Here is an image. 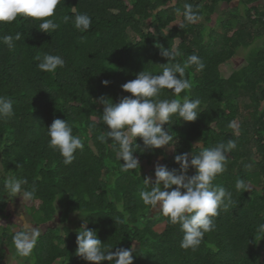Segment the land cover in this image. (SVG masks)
Listing matches in <instances>:
<instances>
[{
	"label": "trees",
	"instance_id": "1",
	"mask_svg": "<svg viewBox=\"0 0 264 264\" xmlns=\"http://www.w3.org/2000/svg\"><path fill=\"white\" fill-rule=\"evenodd\" d=\"M261 1L61 0L55 14L60 27L51 35L40 32V22L32 18L17 17L10 24H0V37L22 33L14 49L0 42V96L11 98L15 110L13 118L0 119V217H8L10 204L3 180L14 175L28 181L25 187L36 185L37 198L27 207L34 221L55 224L41 234L25 264H90L76 255L77 232L86 222L113 251L135 244L133 264H264V240L253 238L257 225L264 223ZM234 2L235 6L220 11V6ZM186 3L199 8L201 21L185 22ZM81 13L92 19L87 32L62 21L65 15ZM160 47L179 53L174 63L182 64L192 54L204 62L203 71L193 66L185 73L193 82L189 98L201 101V115L195 122L173 117L164 125L176 134L172 153L165 148L145 149L143 140L137 138L140 148L134 155L140 168L122 172L123 161L117 159L112 141L98 140L108 131L99 99L118 103L130 95L121 85L136 74L144 70L159 74L169 63ZM240 49L246 50L245 64L223 78L221 66L231 62ZM45 53L62 56L65 66L55 73L40 71L36 57ZM105 80L107 87L102 83ZM160 98L175 97L165 90ZM55 119L68 121L73 134L84 140L83 151L75 153L71 165L66 166L60 153L49 147L47 128ZM229 139L237 147L214 184L231 191L234 203L214 218L215 231L205 234L196 251L185 250L180 247L179 225L145 206L139 196L147 187L143 180L150 177L146 165L153 166L162 158L163 166L179 170L176 155L195 152L198 142L201 147H212ZM187 174L195 175V169ZM238 178L245 179L251 190L238 192ZM124 213L127 223H116ZM70 222L77 227L65 225ZM7 232L0 230V264H5L13 245L14 233Z\"/></svg>",
	"mask_w": 264,
	"mask_h": 264
},
{
	"label": "clouds",
	"instance_id": "2",
	"mask_svg": "<svg viewBox=\"0 0 264 264\" xmlns=\"http://www.w3.org/2000/svg\"><path fill=\"white\" fill-rule=\"evenodd\" d=\"M60 2L61 0H0V24H10L17 17L32 18L40 22V32L51 35L60 27L55 20ZM177 11L181 14L179 9ZM182 15L187 24H196L202 20L199 8H194L192 4H184ZM62 21L65 24L71 21L81 33L87 32L92 24L87 13L76 14L74 17L65 15ZM21 38L22 33L17 32L15 35L0 37V42L11 50ZM160 48L161 54L168 58L169 63L162 66L159 74L154 75L146 70L136 74L134 80L121 85L122 90L130 95L124 96L118 103L104 97L99 99V103L104 105L102 121L108 131L100 134L98 140L101 143L112 141L111 146L117 159L123 161L122 172L140 168V162L134 155L140 148L136 143L137 138L143 140L145 149H174L176 134L171 127L165 130L164 125H169L173 117L184 122H195L201 115V101L189 98L193 82L186 78L185 73L193 66L196 71H203L204 62L199 56L192 54L182 64L174 63L179 53ZM36 59L40 61L38 69L46 73H55L58 68L65 66V60L60 55L45 53L42 58L37 56ZM102 83L105 87L109 86L107 80ZM165 90H171L175 98L161 99ZM14 116L12 99L0 96V119H11ZM229 126L234 127V124ZM47 136L50 138L49 147L60 153L66 166L73 163L78 150L84 149V140L73 134V125L68 121L55 119L47 128ZM236 147L233 139L212 147H201L198 142L195 152L175 156L179 170L157 165L155 182H152L151 177L143 180L147 186L139 192L143 204L167 217L170 224L179 225L183 233L181 248L196 251L205 234L215 231L214 218L219 216L221 210L227 211L233 205L232 192L215 185L214 181L226 171L229 154ZM246 167L251 168V165ZM190 168L195 169V175L191 177L187 174ZM27 184L26 179L14 175L3 180L8 198L15 200L19 197L24 204L37 198L35 183L25 187ZM235 189L238 192H248L251 187L245 179L238 178ZM120 211L124 212L122 205ZM115 220L116 223L126 224L127 213H124L123 218L117 217ZM40 236L38 227L25 222L20 230L15 231L12 239L17 255L31 257ZM253 238L255 241L264 240V223L257 225L256 236ZM77 245L76 255L90 264H104L105 261L109 264H133V253L136 251L135 244L127 249L115 247L116 250L113 251L109 244L101 242L95 231L87 227V222L77 232Z\"/></svg>",
	"mask_w": 264,
	"mask_h": 264
},
{
	"label": "rangeland",
	"instance_id": "3",
	"mask_svg": "<svg viewBox=\"0 0 264 264\" xmlns=\"http://www.w3.org/2000/svg\"><path fill=\"white\" fill-rule=\"evenodd\" d=\"M237 2L232 3L229 7L226 5L220 6V11L222 10H228L230 7L235 6ZM226 12V11H225ZM217 31H221L220 25L216 26ZM260 43V42H259ZM245 56H246V50H241L238 51L237 55L232 59L231 62L222 65L221 66V73L223 78H229L232 73L241 68L245 64ZM237 127V123L235 124ZM165 150L168 153H172L173 149H169L165 147ZM162 158H159L156 160L153 166H148L146 165L145 168V173L150 176L151 178L155 179V168L157 165H162L161 163ZM32 204L30 202H25L23 203L22 199L17 197L15 200H10L9 204V212H8V217H0V230L6 229L8 232L7 233H15V231L20 230L23 227V224L25 222L29 224H33L34 226L38 227L40 229L41 234H43L48 227H53L55 224L54 223H49V224H43V225H38L33 217L29 214L30 211H27V207H30ZM75 219V217H74ZM65 225L70 226L71 228L77 227V223L74 224L71 222L67 223ZM10 254L7 256L5 264H21V263H26V259L24 257H20L17 255L16 249L14 245L10 246L9 248Z\"/></svg>",
	"mask_w": 264,
	"mask_h": 264
},
{
	"label": "crops",
	"instance_id": "4",
	"mask_svg": "<svg viewBox=\"0 0 264 264\" xmlns=\"http://www.w3.org/2000/svg\"><path fill=\"white\" fill-rule=\"evenodd\" d=\"M260 4H261L262 6H264V0H262V1L260 2ZM263 108H264V103H263ZM237 125H238V123H237ZM235 128H237V127L235 126Z\"/></svg>",
	"mask_w": 264,
	"mask_h": 264
}]
</instances>
